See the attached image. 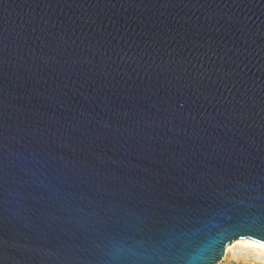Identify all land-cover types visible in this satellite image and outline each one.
Masks as SVG:
<instances>
[{"label": "water", "instance_id": "water-1", "mask_svg": "<svg viewBox=\"0 0 264 264\" xmlns=\"http://www.w3.org/2000/svg\"><path fill=\"white\" fill-rule=\"evenodd\" d=\"M264 244V0H0V264H217Z\"/></svg>", "mask_w": 264, "mask_h": 264}, {"label": "rangeland", "instance_id": "rangeland-1", "mask_svg": "<svg viewBox=\"0 0 264 264\" xmlns=\"http://www.w3.org/2000/svg\"><path fill=\"white\" fill-rule=\"evenodd\" d=\"M229 257L222 259L217 264H264V251L246 245L242 239L233 240L228 244Z\"/></svg>", "mask_w": 264, "mask_h": 264}, {"label": "bare ground", "instance_id": "bare-ground-1", "mask_svg": "<svg viewBox=\"0 0 264 264\" xmlns=\"http://www.w3.org/2000/svg\"><path fill=\"white\" fill-rule=\"evenodd\" d=\"M242 239V242L246 245L252 246L253 248L257 249V250H261L264 251V244L249 238H239ZM226 250H225V254H224V258L229 257V247L228 244L226 245Z\"/></svg>", "mask_w": 264, "mask_h": 264}]
</instances>
